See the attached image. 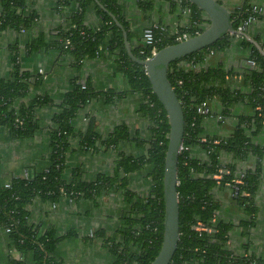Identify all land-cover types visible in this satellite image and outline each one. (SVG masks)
I'll use <instances>...</instances> for the list:
<instances>
[{
    "label": "trees",
    "instance_id": "16d2710c",
    "mask_svg": "<svg viewBox=\"0 0 264 264\" xmlns=\"http://www.w3.org/2000/svg\"><path fill=\"white\" fill-rule=\"evenodd\" d=\"M166 1L172 9L188 10L189 23L178 25L179 32L193 36L202 31L205 20L195 4L187 0ZM154 3L155 0H136V7L150 19L148 12ZM243 4L231 12L235 29L250 17L264 18V9L254 11L255 6L261 5L252 0ZM55 9L62 22L54 34L48 35L37 28L40 12L33 0H0V32L9 29L25 34L7 46L10 71L7 77L0 78V129L6 128L13 140H19L34 136L44 126L50 146L49 163L43 170L30 176L0 177V229L8 235L9 246L18 254L9 263L60 264L52 253L61 237L56 236L52 227L42 229L30 219V206L35 198L57 204L62 197L95 201L118 192L129 204L118 220L116 233L121 239H114L103 229L94 235L102 239L115 264H150L162 244L164 158L170 129L167 113L151 89L144 66L129 56L122 28L116 21L127 34L131 53L139 59L151 55V46L142 41L147 27L152 28L157 50L178 41L174 34L159 28L163 26L160 22L157 27L147 23L132 29L124 0H57ZM91 9L98 17L94 26L85 21L86 12ZM231 38L232 34H224L211 44L172 60L167 68V79L184 116L183 149L176 163L179 237L168 264H264V252L257 254L250 250L259 211L256 194L264 171V145L255 140L264 128V53L242 37L240 45L249 52L239 67L229 66L221 57ZM21 42L26 54L58 50L68 60L74 75L61 100L56 102L48 93L32 95L31 89L40 85L41 78H32L22 68ZM107 54L112 56L115 69L125 82L123 90L96 91L90 77L82 80L84 63ZM248 60L254 61V66ZM129 92L142 93L144 99L137 113L151 121L145 152L139 156L118 153L112 173H100L94 180L81 179V172L76 169L70 180L65 179V155L74 135L81 149L92 152L115 151L123 141H131L136 147L146 144L137 134L131 137L124 123L103 136L93 117H89L84 130L74 131L73 120L91 101L103 98L106 104H114ZM202 102L209 107L220 103L221 118L230 117L240 103L246 110L236 116L229 135L208 134L204 121L211 113L197 112ZM45 107H53L55 111L48 122L42 123L38 110ZM194 147L202 150L201 158L193 156ZM222 154H230L231 159L223 163ZM146 166L150 189L141 196L129 189L128 177ZM222 201L236 212V221L216 219ZM234 230L244 238L242 254L234 253L228 246L229 233Z\"/></svg>",
    "mask_w": 264,
    "mask_h": 264
},
{
    "label": "crops",
    "instance_id": "0c3cea01",
    "mask_svg": "<svg viewBox=\"0 0 264 264\" xmlns=\"http://www.w3.org/2000/svg\"><path fill=\"white\" fill-rule=\"evenodd\" d=\"M254 3L264 6V0H252ZM57 0H33V4L40 12L38 26L43 32L52 35L56 27L61 24L62 18L55 9ZM229 12L244 5L245 0H218ZM125 12L130 27L137 29L141 25L151 23L157 25L160 22L164 27L172 29L174 26L189 23L188 11L172 9L166 0H155L154 8L148 12L150 19L136 7V0H124ZM76 7V4H73ZM72 7V9H73ZM71 11V10H70ZM86 23L94 26L98 21L93 9L86 12ZM247 35L257 43L264 45V18L255 20L246 27ZM22 32L5 30L0 32V78L7 77L10 71L8 44L18 38L24 37ZM241 36L232 35L231 44L221 59L232 67H239L242 58L249 49H243L240 45ZM21 46L20 62L24 70L30 72L32 78L39 76L40 85L31 89L32 95L46 94L56 102L61 100L64 93L71 87L70 78L74 75V69L68 60L60 56L58 50L48 53L26 54L25 46ZM110 54L106 57H98L89 60L83 65V79L90 77L92 87L96 91L104 92L108 89L115 91L123 90L125 82L115 69V64ZM143 100L141 92H129L125 97L117 100L114 104H106L103 98L94 99L87 104L73 120L74 131L77 133L86 128L89 117L96 120L99 133L103 136L109 134L116 125L124 123L130 136L136 134L145 141L142 147H136L131 141H123L117 150L106 152H92L79 147L76 135L71 137L70 149L65 155V170L63 177L70 180L73 169L80 170L81 179L94 180L100 173L111 174L113 161L118 153L139 156L145 152L147 142L150 139L151 121L148 117L140 116L137 110ZM246 110L243 104H237L228 118L219 115L220 103L211 104L210 116L205 117L204 130L208 134L229 135L236 116ZM55 111L53 107L40 108L38 115L42 123L48 122L50 115ZM220 116V118H219ZM256 142L264 145V128L255 136ZM193 156L197 159L203 155L199 147L192 149ZM0 177L30 176L46 168L49 163L50 146L47 130L43 126L37 133L26 139L13 140L6 128L0 129ZM222 162L231 159L230 154H222ZM148 166L134 172L128 177V187L141 196L146 195L150 189V177ZM259 207L257 225L252 230L253 240L250 250L257 254L264 252V171L261 178L260 188L256 194ZM226 203V202H225ZM217 211V218L237 220L235 211L229 210L228 205ZM129 209L118 192L110 193L98 200L80 198L74 200L62 197L59 202L52 206L35 198L30 206V219L38 223L43 229L50 226L56 236L61 237L57 243L53 255L60 264H115L114 256L104 246L98 236H90L89 230L94 232L104 230L116 240L121 237L116 233L120 215ZM244 238L238 230L230 233L229 248L237 254L243 253L241 242ZM11 257H18L14 248L9 246L8 235L0 229V264H10Z\"/></svg>",
    "mask_w": 264,
    "mask_h": 264
},
{
    "label": "water",
    "instance_id": "95a60500",
    "mask_svg": "<svg viewBox=\"0 0 264 264\" xmlns=\"http://www.w3.org/2000/svg\"><path fill=\"white\" fill-rule=\"evenodd\" d=\"M187 1L195 4L202 11V18L205 20L202 31L183 41L167 45L157 50L156 53L148 59H139L133 56L127 42V34L122 25L116 21L122 28L124 44L129 56L133 61L144 66L151 83V89L156 94L167 113L170 129L164 158L163 200L165 204L162 244L158 254L150 264H168L173 253H175L174 251L177 248L179 237L176 163L183 137L184 116L180 101L169 82L170 80L167 79L166 74L169 63L174 59L211 44L227 33L244 37L264 53L261 46L247 35V25L244 29H235L233 27L230 12L223 4L219 3L217 0ZM253 22L255 21L251 20L249 24Z\"/></svg>",
    "mask_w": 264,
    "mask_h": 264
},
{
    "label": "built area",
    "instance_id": "2783aa9c",
    "mask_svg": "<svg viewBox=\"0 0 264 264\" xmlns=\"http://www.w3.org/2000/svg\"><path fill=\"white\" fill-rule=\"evenodd\" d=\"M188 11V10H187ZM254 11H257V12H262L263 11V8L261 6H255L254 7ZM255 21V18H252L250 17L246 22H244L240 27L239 29H244L246 27V25L249 24V21ZM154 27H157V25H153ZM161 30L163 31H166L168 30L170 33L174 34L175 35V40L180 42V41H183L187 38H189L191 35L187 32H179L178 29H177V26H174L172 29H169L167 27H164V26H160L159 27ZM142 41L144 42L145 45H149L151 46V55H149V57H147L146 59L150 58L152 55H154L157 51V48H156V45H155V40H154V34H153V31H152V28L150 27H147L144 29V32L142 33ZM263 52H264V47L262 48ZM249 63L251 65L254 64L253 61H249ZM197 112L201 113V114H209L210 113V107L205 103V102H202L201 105H199L197 107ZM220 118V116H219ZM183 149V146L182 144L180 145L179 147V151H181ZM5 186H8V183H5L4 184ZM55 205V204H52V206ZM94 229H91L89 230V235L90 236H93L94 235ZM6 232L9 231V228H6L5 229Z\"/></svg>",
    "mask_w": 264,
    "mask_h": 264
},
{
    "label": "flooded vegetation",
    "instance_id": "af4514ba",
    "mask_svg": "<svg viewBox=\"0 0 264 264\" xmlns=\"http://www.w3.org/2000/svg\"><path fill=\"white\" fill-rule=\"evenodd\" d=\"M218 1V0H217ZM263 9H264V6H261ZM185 11H187V9H185ZM232 12V11H231ZM231 12H230V15H231ZM255 20H258V18H255ZM205 25V22L202 24V27ZM237 29H239V28H237ZM259 44V43H258ZM260 46H261V48H263L264 47V45H262V44H259ZM248 61H252V60H248ZM254 62V61H253ZM251 65V64H250ZM251 66H254V64L253 65H251ZM144 99V98H143ZM143 101V100H142ZM236 191H238V190H236ZM236 191H235V193H236ZM223 202V201H222ZM223 204H225V202H223L222 203V205ZM216 219H219V218H217L216 217ZM229 238H230V233H229ZM254 238V237H253ZM234 252V251H233ZM244 252V251H243ZM235 253V252H234Z\"/></svg>",
    "mask_w": 264,
    "mask_h": 264
}]
</instances>
